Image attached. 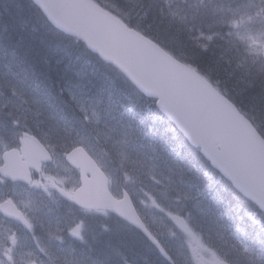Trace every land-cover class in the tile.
<instances>
[{"label": "bare ground", "instance_id": "1", "mask_svg": "<svg viewBox=\"0 0 264 264\" xmlns=\"http://www.w3.org/2000/svg\"><path fill=\"white\" fill-rule=\"evenodd\" d=\"M9 1L10 0H0V71L7 67L5 73H0L1 77L5 76V79L3 78V80H0V96H4L6 99L12 97L10 103L8 102L6 105L5 112L1 106V101L3 100H0V128L5 126L6 130H8L7 132L6 130L3 131V139L7 144L5 148L6 154L14 151L12 148L17 149L26 145H31L30 141L32 139H36L46 146L47 140L50 137L56 140L62 139L60 131L67 129L79 135L82 129L85 130V128H87L90 136L100 135L103 141L105 140L109 142L110 145L112 144L113 153L110 157L115 160V164L117 163L125 166L123 159L130 157L127 151L130 141L114 136L113 134L114 132H121L124 126H129L140 120L139 116L136 115L141 112L144 98L141 92H135L132 97L128 99L130 87H127V73L123 72V74L116 68L110 69L104 66L101 67L96 62L95 54H112L113 43L107 40L108 31L104 29L99 32L97 31L96 40L99 45L93 47L94 39L91 41L92 34L88 30H76V38V36H73V28L70 25L64 29L61 24L50 26L48 23H41L40 15H43V11L40 8H27L24 6L23 1H18L20 4H18L17 1L11 3ZM184 1L189 2L188 0ZM223 1L224 0H196V3H193L191 0L189 2V8L192 9L190 13L195 17L193 23L195 34L201 35V39H199L198 36V40H196V46L199 47L202 52L209 53L212 61L214 58V60L216 59L215 61L220 63L221 61L219 58L222 57V59H230L232 62L229 64L234 69L238 67L250 69L253 67L254 62H251V58L245 52L247 48H242V44L237 41L238 39L235 37V34L238 30H235L231 22L228 25V18L226 20L225 17H223L224 15H222V18L219 16L214 20L208 18L209 13H213L222 8L225 3H232L235 6L242 4V1L237 3H234V0H228L227 2ZM20 5L22 7H20ZM176 8H178L177 0L155 1L153 2L151 11L153 14L149 15V17L145 16L141 22L149 28L147 30L150 32L152 41L159 43L163 50L168 48L170 53L173 54L172 59L186 61V58L191 59L201 51L196 50L194 53L187 55L183 51L177 49L183 46L182 40L185 29H181V34H179V29L173 26L170 28V25L166 23L169 22L171 24L175 14V10L172 9ZM189 17H183L178 22V25L185 24L189 21ZM151 21L155 24L152 25ZM258 26L264 29V22ZM6 34L9 35V38L6 37ZM25 36L28 37L29 41H27ZM215 40H221L222 42L217 45ZM32 41L33 44L27 45V43ZM41 41L42 50L40 45H37L40 44ZM223 42L224 44L231 43V47L235 49V52L231 53L228 49L223 48ZM81 44L82 46H80ZM176 44L179 45L175 47L174 45ZM188 45L192 47V44L189 43ZM255 45L258 46V44ZM67 57L69 59H67ZM110 58L112 60L115 59L114 56ZM146 58L147 56H145V59ZM14 62L26 67H18L19 70H22L19 72L20 78L10 79L6 75L11 76L10 74H12V71L8 68H12ZM104 62L107 64L106 60H104ZM80 68L83 69L81 70ZM260 70L262 71L261 73L264 74V68ZM247 72L250 74L253 82L254 77L259 79V71L256 69H250ZM243 75H246V73ZM107 79L112 80L114 87H110L108 83H105ZM238 79L239 80L235 79L232 81V84L243 87L244 79L242 78L241 72L238 73ZM98 86L103 89V94H105L103 97H100L96 89ZM230 88L232 89V85L229 88L225 87L228 91H230ZM11 90H16L18 92L26 90L29 92L31 94V99L36 101V103L31 100V102L28 101L33 116L43 114L44 110L46 121H39L37 118L33 119L27 117L25 113L20 111L18 105H13L12 103L19 104L23 102V99L28 98V94L24 92V94L20 93L19 96H15L18 94L13 95ZM120 99H128L131 102L130 112L124 114L117 111L116 103ZM38 100L42 101L39 103ZM90 102L95 108L87 107ZM239 106L241 108L233 109V111L228 114L230 123H244L247 121L253 127H258L259 124L256 118V115L259 113L258 110H254L253 106H245L244 108L242 105ZM246 109H249V111ZM125 115L129 118L131 117L130 120ZM72 117H76L75 122H72L75 124L74 126L67 124ZM11 131L17 133L10 136ZM187 131L190 133L194 132L189 126H187ZM153 132H155L153 140L146 141L148 142L149 153L143 152L142 156H139L133 152L131 157L127 160L128 167L134 163L138 165L144 157L152 164L156 160L158 163L167 166L172 173L178 174V170H180V172L185 174L187 171H183L182 168L187 169L190 166L188 156L186 154H177V156L172 154H161L160 148L156 151L155 145L162 144L161 140L164 139V131L158 129ZM129 136L131 137V134ZM130 137H128V139H130ZM132 137H134V134H132ZM170 141L173 144H177V142H181V139L176 136L174 140ZM137 143L139 144V141H137ZM116 145H118L117 148ZM120 147L122 149H120ZM225 151L229 150L226 149ZM138 153L141 154L142 152L138 150ZM73 157V152L69 151L65 161L70 162ZM23 167L26 168V164H23ZM48 167L52 166L47 165L45 171ZM118 168L120 167L118 166ZM191 168L195 169L196 167L192 166ZM167 173L169 176L170 172L168 170ZM128 176L131 181L138 180V183H140V181H145L146 183L151 174L147 173L143 178H141L138 173H136V176L135 174H128ZM164 179L172 183L169 178L164 177ZM182 185L183 183H178L179 192L188 197L190 195L189 189L186 190ZM196 187L199 191L206 190L207 188L202 184L200 186L196 184ZM196 187H193L194 190H191L194 194L198 191ZM164 189L166 192V183ZM134 191H136L135 188L132 189V193ZM95 203L93 207L91 206L86 210L83 218L78 215L79 222L84 227L85 232V235H82L79 242H87L88 245L82 247V245L72 243L76 237L75 233H63L53 241L46 237L33 247L39 253V261L41 263L38 264H58V262H64V264H89V262L87 263L89 255L96 256L99 260L93 264H100L102 259L105 260V256L110 259H114L118 256L124 258L125 256L129 257L135 255L137 250L142 254L139 258L144 264L164 263V257L155 254V252L153 253L152 247L148 246V241H150L148 238L153 239L148 233L142 234L136 226L129 227L131 229V235L125 231L118 235L114 233L117 232V228L120 229L121 225L118 223L125 215L120 208L122 207L121 204L100 199ZM216 209L218 210V208ZM175 214L176 212L168 210V217H172V215ZM215 217V212L204 211L200 216V225L202 227H207L208 225L212 227V225L215 224V221H212ZM23 218H27L25 213L21 216L20 221L16 223L14 228H20V225L23 223ZM249 219L253 221V223L258 222L252 215ZM100 220L102 221L98 227L96 223L100 222ZM29 224L32 225L31 222H29ZM177 227L178 229L180 228L179 223ZM0 228L3 232L0 234L1 237L6 234V221ZM175 228L172 227L174 234L178 232ZM159 230L161 231V229ZM219 230L222 229L219 228ZM182 243L183 240L176 243L170 242L169 245L173 252L176 251L178 254L179 251L177 249L180 248ZM63 250H66L65 253ZM74 258H81V262L74 260Z\"/></svg>", "mask_w": 264, "mask_h": 264}, {"label": "rangeland", "instance_id": "2", "mask_svg": "<svg viewBox=\"0 0 264 264\" xmlns=\"http://www.w3.org/2000/svg\"><path fill=\"white\" fill-rule=\"evenodd\" d=\"M98 1L101 3L105 2V7L109 8L113 13L122 16L124 19H130L137 26L141 25V20L147 16L153 6V0ZM155 1L157 2L158 0ZM188 1L190 2L191 0ZM227 1L228 0H224L223 2ZM189 2H185V4L187 5ZM241 3L242 4H239L238 6H235L232 3L223 4V7L217 10L216 16H221L222 18V15H224L223 17H225L226 20L228 18V25L231 22V25L234 26L235 30H238L235 34V37H237L238 40L235 39L242 44V48H247L245 52L252 60L255 59L254 57L264 59V29H261L258 26L264 22V0H244ZM172 10H175L173 20H176L178 17L183 18L191 16L189 17V20L192 24L194 23L195 17L191 15L190 11L192 9L189 8V6H182L181 8L178 7L177 9ZM166 23L170 25V28L172 27V24L169 22ZM143 26L145 25L143 24ZM144 28L149 29L147 26ZM179 28V34H181V29L183 28L189 31L194 30L191 26L185 24L179 25ZM255 44H258V46ZM178 45L179 44H176L174 46L177 47ZM3 78L5 79V76H0V80H3ZM11 92L13 95L18 94L15 96H19L20 93L24 94V92H26L28 98L23 99V102H20L19 104L11 103L13 105H18L20 111L25 113L27 117L33 119L37 118L39 121H46L44 110L43 114L33 116L28 101L31 100L34 103H36V101L31 99V94L29 92L26 90L19 92L11 90ZM11 99L12 97L6 99L4 96H0V100H3L1 101V106L4 112L6 110V105L8 102L10 103ZM89 108L94 107L90 106ZM153 114L154 113L152 112L151 115ZM154 120L157 121V123H162V120L158 116H155ZM68 123L73 126L71 122ZM16 133L17 132L15 131H11L10 136L15 135ZM93 137V141L91 142L95 143L96 147H100L101 149L106 148L104 145L106 142L104 143L101 136L98 137L96 135L95 137L93 135ZM73 147V145H68L65 149L68 150ZM117 147L118 145H116V148ZM105 159L107 160V158ZM114 161L115 160L109 156L108 163L110 165L112 164L114 168H118L119 164H115ZM121 176L124 183L128 185L131 181L129 176L123 173ZM131 183L133 182L131 181ZM78 185L79 179L77 178L76 173L67 166L64 160H60L55 166L48 167L45 173L37 179V182L30 187L10 184H6L4 190L0 187V202L7 197L13 198L23 212L25 211L27 218H23V223L21 222L20 229L23 231L26 230L24 236H31L32 238L29 239L28 237L23 240L21 247L18 250L6 247V251L14 259L16 264L41 263L39 261V253L33 247L46 237L53 241L63 233H75L76 237L72 243H76L81 240L82 235H85L84 227L78 221L79 211L74 205L68 202V200L72 201L73 191ZM134 194L136 195L137 192L134 191ZM156 195L157 193L142 195L140 208L144 216L147 217L150 222L154 233L159 235L164 241L169 253L176 257L182 264H218L222 261L219 255L213 253L214 249L211 244H208L206 240L204 241L203 235L197 232L194 227L191 228L188 234L180 233L181 230L178 229L177 222H175L179 214L168 217V210L175 212V206L168 200L167 203L163 204L161 197L159 198V196ZM81 218L83 217L81 216ZM29 222L34 225V228L30 226ZM172 227H176L175 229L178 231L176 233L177 235L173 233ZM159 229H161V231ZM15 240L16 239L13 238V242ZM181 240H183V243L180 245V248L177 249L179 251L177 254L176 251L173 252L169 244L170 242L176 243ZM33 242L36 243L32 244ZM65 251L66 250H63L64 253ZM74 260L81 262V258H74ZM62 264H64V262H62Z\"/></svg>", "mask_w": 264, "mask_h": 264}, {"label": "water", "instance_id": "3", "mask_svg": "<svg viewBox=\"0 0 264 264\" xmlns=\"http://www.w3.org/2000/svg\"><path fill=\"white\" fill-rule=\"evenodd\" d=\"M35 1L41 6L46 15L53 20H60L67 16L74 17V4L79 6L78 0ZM107 25L112 27L114 31L121 32L122 36L127 40V44L124 48L125 53L118 52L114 54V52H112V56H114L115 59H110L115 64L123 67L124 72L132 76L131 78L138 87L152 92L157 98H161V105L166 104L165 107L176 114L172 116L174 121L177 120L179 122V118L180 120L191 121L198 126V121L195 119L196 113H198L205 98H209V94L211 93V89L209 88L210 85H207L199 74L186 68H181L184 73L189 75L192 84H190L189 87L177 85L167 87L166 85L172 84L173 79L165 68L168 67L169 70H174L176 66L174 65L173 67L169 60H162L157 57V55H159L161 58H165L166 55L160 52V49H157L154 44L146 42L143 38L140 39L135 32L127 30L126 27L120 23L116 24L115 22L112 24L107 21ZM73 35L77 37V33H73ZM95 37L97 38V35H95ZM92 40L93 38L91 41ZM93 43V47L99 45L96 39L93 40ZM144 47L152 51H147V54V52L143 50ZM145 56H147L146 59ZM153 58L157 59L159 63H163L166 67L160 69L158 63H151V59ZM166 58L169 59V56L167 55ZM176 105L178 107H176ZM211 127L215 129V135L223 139L226 149L229 150L235 159V162L232 160L223 161L228 164V168L222 167L227 171L225 175L231 178V180L240 187L246 197L254 200L264 209V141L260 137L256 139L252 135H248L245 138V142H242L219 121H212ZM87 159L89 160L88 165L83 166V183L85 187L80 194H77L78 197H76L78 205H83L82 203L84 200H82V195L87 194L88 200H93L94 198L92 197L95 195H101L100 190H102V192H108L107 182L103 175L100 173L99 169H97L95 163L90 158ZM76 166L78 165L76 164ZM84 170L96 175H93L92 182L90 181L89 183L86 180ZM123 204L125 205L127 202L124 201Z\"/></svg>", "mask_w": 264, "mask_h": 264}, {"label": "trees", "instance_id": "4", "mask_svg": "<svg viewBox=\"0 0 264 264\" xmlns=\"http://www.w3.org/2000/svg\"><path fill=\"white\" fill-rule=\"evenodd\" d=\"M15 1H23L24 6H26L27 8H31L33 9V7L31 6V3L28 0H10L9 2H15ZM18 4H20L18 2ZM20 7H22L20 5ZM151 9L150 12L148 13V17L149 15H152L153 13H151ZM208 18L211 20L216 19V15L215 13H209L208 14ZM40 22L46 24V21L40 16ZM151 24H155L151 21ZM172 26L176 29H180L178 22L172 20L171 22ZM172 28V27H171ZM191 28L193 29L194 27L191 26ZM185 29V28H184ZM53 30V29H52ZM159 31H161L160 29H158ZM195 30V29H194ZM9 35L6 34V37H8ZM199 35L195 34V31L193 32L192 30H186L185 29V34L182 40V48H177L181 51H183L185 54L189 55L191 53H194L196 50H199L201 52L197 53L194 57H192L191 59L186 58V61L194 64L195 66L197 65V67L204 73H206L207 75L209 74V76L211 78H213L214 80H218L219 83H221L224 87H231L232 85V89L230 88L229 94L234 98L235 102L239 105H242V107L244 108L245 106H253V109L258 110V115H256L259 127L262 128V130L264 131V74H262L261 70L263 67L262 65L256 66L253 65V67H251L250 69H256L257 71H259V79L254 77V82L252 81V78L250 76V74L247 72L250 69L247 68H243V67H238V68H233L232 66H230V62H232L230 59L226 60L225 58L222 59L219 58V60L221 61L220 63L215 61L211 56H209V53H204L202 52V50L196 46V40H198ZM5 37V36H3ZM27 41H29L28 37L25 36ZM9 38V37H8ZM47 40V39H46ZM43 41V40H42ZM42 41L40 44V48L41 50L42 48ZM67 41V40H66ZM216 44L218 45L219 43H221V40H215ZM192 44V47H190L188 44ZM29 44H33V41L30 43H27V45ZM224 44V42H223ZM26 45V46H27ZM82 46V44L80 45ZM176 47V46H175ZM1 48V45H0ZM39 48V49H40ZM223 48L228 49L229 52L234 53L235 49H233L231 47V43H225ZM188 57V56H186ZM16 59V57H15ZM67 59H69L67 57ZM90 62V61H89ZM99 66L101 67H105V68H110L109 66H107V64H104L100 61H96ZM185 62V61H184ZM25 68L26 66L23 65H19L17 63H13L12 68H8L9 70L12 71V74H10L11 78H20V71L19 68ZM7 68V67H6ZM81 70L83 68H80ZM111 69V68H110ZM247 70V71H246ZM241 72L242 73V78L244 79V85L243 87H238L235 86L234 84H232V81L239 80L238 79V73ZM246 75H243L245 74ZM244 76V77H243ZM249 79V80H248ZM105 83H108L110 85V87H114V84L112 82L111 79H107L105 81ZM130 87V95L128 97L131 98L132 95L135 92H138L136 90L135 87H133L130 83H128V86ZM98 90V93L100 94V97H103L105 94H103V89L102 87L98 86V88H96ZM107 99V98H106ZM103 99V100H106ZM128 99H124V100H119L116 103V109L117 111H120L122 113H126V112H130L131 110V102ZM60 101V100H59ZM144 104L141 108V112L140 114L136 115L139 116V118L142 117V115H145L147 112L151 111L152 109L150 108L151 104H153V102L147 101L144 98ZM61 102V101H60ZM148 102V103H147ZM65 104V103H63ZM90 106L93 105L91 102L89 103ZM62 105V103H61ZM247 111H249V109H246ZM126 116V115H125ZM135 116V117H136ZM127 117V116H126ZM134 117V118H135ZM129 120L130 118L127 117ZM142 123L147 124L145 121H136L134 122V124H130L129 126H124L121 132H116L117 135L120 134H134L133 129L136 131V129L139 130V132L142 134V138H134L135 143H137V141H139V144L141 145V154H143L144 150L146 151V153H149L148 149V141L153 140L154 138V133L153 130L150 132L147 130V128L141 127ZM140 127V128H139ZM127 129V131H126ZM88 130L87 128H85V133L87 134ZM116 136V135H114ZM133 140V139H132ZM129 141V140H128ZM162 141V140H161ZM138 144V143H137ZM138 144V145H139ZM156 150H158L160 148V151H162V153H167V152H171L175 149V145L173 143H171L170 140H165L162 141V144L160 145H155ZM144 149V150H143ZM109 150V148L106 150V155H107V151ZM153 151V150H152ZM110 152V150L108 151V153ZM154 152V151H153ZM190 161V166L187 169H183V171H187L185 174H183L182 172H180V170H178V176L180 177V180L186 184L187 186L191 187V189L193 187H196V184H198L199 186L202 184L205 187H209L211 190H213L214 187H211V182L209 181V179L205 176V174L207 172H211L210 167L206 164H201L200 161ZM195 166V169H192L191 167ZM130 170V169H129ZM224 188L222 187L223 193L225 195H223L222 199H223V207L225 210V214L224 216L217 214L216 217L214 219H218V221L222 222L225 226L223 227L224 231L230 230V229H237V225H239V223H244V224H248L247 226H252L251 224H253V221H251L249 219V217L252 215L251 211L254 213H258L259 211L257 210V208H254V206L252 204H250V202L246 201L245 199H243L242 197H239L237 195V193L233 192L231 186L228 185V183L225 181L223 184ZM227 187V188H225ZM197 188V187H196ZM210 189L207 188L206 190V196L202 195L203 198H205V200L207 202H210L213 200V196L214 194L211 193ZM215 189V188H214ZM193 190V189H192ZM197 193H199V189L197 188ZM200 194L198 195V197H202ZM259 215V213H258ZM256 224V228L259 231H262V235H261V239L255 241V243L253 244L252 248L249 251V254H247L245 257L242 256V259L240 260L239 264H264V220L260 221V223H255ZM124 259V258H123ZM165 261L164 264H171L169 263L166 259H164Z\"/></svg>", "mask_w": 264, "mask_h": 264}, {"label": "snow or ice", "instance_id": "5", "mask_svg": "<svg viewBox=\"0 0 264 264\" xmlns=\"http://www.w3.org/2000/svg\"><path fill=\"white\" fill-rule=\"evenodd\" d=\"M137 223H139L138 221H136ZM141 227H143V225H140Z\"/></svg>", "mask_w": 264, "mask_h": 264}]
</instances>
